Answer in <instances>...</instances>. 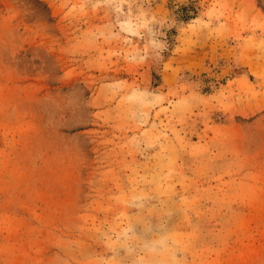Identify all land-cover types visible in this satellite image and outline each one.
<instances>
[{"label": "rangeland", "instance_id": "1", "mask_svg": "<svg viewBox=\"0 0 264 264\" xmlns=\"http://www.w3.org/2000/svg\"><path fill=\"white\" fill-rule=\"evenodd\" d=\"M0 264H264V0H0Z\"/></svg>", "mask_w": 264, "mask_h": 264}]
</instances>
